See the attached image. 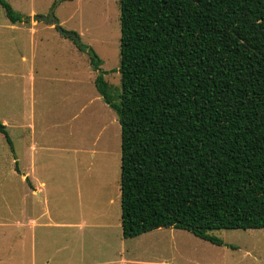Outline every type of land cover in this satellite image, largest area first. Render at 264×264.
<instances>
[{"label":"trees","instance_id":"16d2710c","mask_svg":"<svg viewBox=\"0 0 264 264\" xmlns=\"http://www.w3.org/2000/svg\"><path fill=\"white\" fill-rule=\"evenodd\" d=\"M119 21L118 92L62 35L117 115L122 237L172 227L222 245L210 231L264 228V0H119Z\"/></svg>","mask_w":264,"mask_h":264},{"label":"rangeland","instance_id":"374dc122","mask_svg":"<svg viewBox=\"0 0 264 264\" xmlns=\"http://www.w3.org/2000/svg\"><path fill=\"white\" fill-rule=\"evenodd\" d=\"M7 1L26 21L0 5V123L13 146L0 132V264H264V228L210 231L222 245L172 227L122 237L120 126L97 71L71 40L49 36L56 27L41 28L53 24L32 20L58 0ZM54 14L118 92L119 0H60Z\"/></svg>","mask_w":264,"mask_h":264},{"label":"water","instance_id":"95a60500","mask_svg":"<svg viewBox=\"0 0 264 264\" xmlns=\"http://www.w3.org/2000/svg\"><path fill=\"white\" fill-rule=\"evenodd\" d=\"M59 1L60 0H58V2ZM57 3L53 4V6L50 8V10L47 14H33L31 16V18H32V20H35V21H42L44 23L53 24L54 27H56L60 33L68 34V31L62 29V27L60 26V22H59L58 18L54 14V9H55V6Z\"/></svg>","mask_w":264,"mask_h":264},{"label":"crops","instance_id":"0c3cea01","mask_svg":"<svg viewBox=\"0 0 264 264\" xmlns=\"http://www.w3.org/2000/svg\"><path fill=\"white\" fill-rule=\"evenodd\" d=\"M38 22H42V21H38ZM38 22L34 25V26H29V27H27V29H28V31H29V33L30 34H32V32L34 31L35 32V30H36V26H37V24H38ZM59 22H61V21H59ZM19 24V23H18ZM46 25H44V27H41L42 29H44V30H51V31H53L54 29L56 30V28L55 27H49V29L47 28V27H45ZM49 36H51L54 40H59V39H61V40H64V41H68L69 42V38L68 37H66L65 35H62L61 33H58V31L56 30V32H54L53 31V33H49ZM77 49V48H76ZM77 51H78V49H77ZM28 76H29V79H31L33 76H32V74L29 72L28 73ZM97 91V90H96ZM98 93V92H97ZM99 94V93H98ZM100 96V95H99ZM33 148V146H31V149ZM25 172V179H26V177H28L29 178V176L27 175L28 174V171H24ZM32 184H33V182H32ZM42 185H44V183H43V181H41L40 183H37V185H35L36 187H37V190L39 191L40 190V188H41V186Z\"/></svg>","mask_w":264,"mask_h":264}]
</instances>
